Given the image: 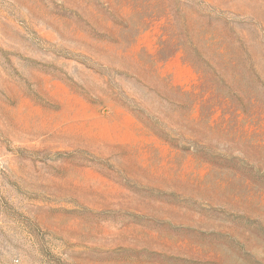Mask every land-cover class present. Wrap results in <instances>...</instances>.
I'll return each instance as SVG.
<instances>
[{"label":"rangeland","instance_id":"rangeland-1","mask_svg":"<svg viewBox=\"0 0 264 264\" xmlns=\"http://www.w3.org/2000/svg\"><path fill=\"white\" fill-rule=\"evenodd\" d=\"M0 264H264V0H0Z\"/></svg>","mask_w":264,"mask_h":264}]
</instances>
